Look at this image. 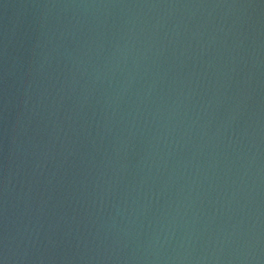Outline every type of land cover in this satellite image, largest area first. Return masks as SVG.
<instances>
[{
    "label": "water",
    "instance_id": "obj_1",
    "mask_svg": "<svg viewBox=\"0 0 264 264\" xmlns=\"http://www.w3.org/2000/svg\"><path fill=\"white\" fill-rule=\"evenodd\" d=\"M0 264H264V0H0Z\"/></svg>",
    "mask_w": 264,
    "mask_h": 264
}]
</instances>
